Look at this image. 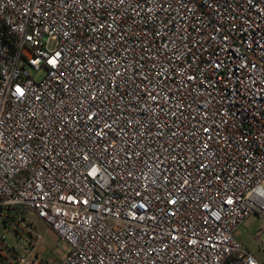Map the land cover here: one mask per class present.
Instances as JSON below:
<instances>
[{"label": "built area", "instance_id": "built-area-1", "mask_svg": "<svg viewBox=\"0 0 264 264\" xmlns=\"http://www.w3.org/2000/svg\"><path fill=\"white\" fill-rule=\"evenodd\" d=\"M252 216L264 0H0V264H46L34 218L59 264H264Z\"/></svg>", "mask_w": 264, "mask_h": 264}, {"label": "rangeland", "instance_id": "rangeland-1", "mask_svg": "<svg viewBox=\"0 0 264 264\" xmlns=\"http://www.w3.org/2000/svg\"><path fill=\"white\" fill-rule=\"evenodd\" d=\"M32 76L36 80L44 78V73L35 74L31 71ZM36 223V227L41 235V240L36 248V255L43 259L46 264H59V262L67 255L68 247L61 242L59 236L43 222L32 219ZM8 242L16 245V239L13 234L6 233ZM237 240L244 245L256 258L262 259L264 255L259 251V246L264 247V220L256 216L250 217L246 220L236 232ZM259 240L262 241L260 244ZM30 259L27 260L28 264ZM11 263L17 264L16 260L11 258Z\"/></svg>", "mask_w": 264, "mask_h": 264}]
</instances>
